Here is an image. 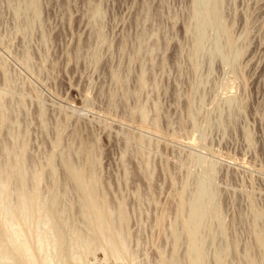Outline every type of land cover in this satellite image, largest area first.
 I'll return each mask as SVG.
<instances>
[{
  "label": "rangeland",
  "instance_id": "374dc122",
  "mask_svg": "<svg viewBox=\"0 0 264 264\" xmlns=\"http://www.w3.org/2000/svg\"><path fill=\"white\" fill-rule=\"evenodd\" d=\"M80 263L264 264V0H0V264Z\"/></svg>",
  "mask_w": 264,
  "mask_h": 264
},
{
  "label": "bare ground",
  "instance_id": "6f19581e",
  "mask_svg": "<svg viewBox=\"0 0 264 264\" xmlns=\"http://www.w3.org/2000/svg\"><path fill=\"white\" fill-rule=\"evenodd\" d=\"M91 200V199H90ZM98 208V207H97ZM29 263V262H28ZM81 264V263H80Z\"/></svg>",
  "mask_w": 264,
  "mask_h": 264
}]
</instances>
